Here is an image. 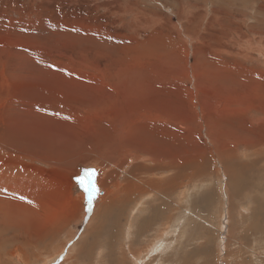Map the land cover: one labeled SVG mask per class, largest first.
Here are the masks:
<instances>
[{
    "label": "rangeland",
    "instance_id": "1",
    "mask_svg": "<svg viewBox=\"0 0 264 264\" xmlns=\"http://www.w3.org/2000/svg\"><path fill=\"white\" fill-rule=\"evenodd\" d=\"M58 262L264 264V0H0V264Z\"/></svg>",
    "mask_w": 264,
    "mask_h": 264
},
{
    "label": "snow or ice",
    "instance_id": "2",
    "mask_svg": "<svg viewBox=\"0 0 264 264\" xmlns=\"http://www.w3.org/2000/svg\"><path fill=\"white\" fill-rule=\"evenodd\" d=\"M85 175L89 177V184L85 185L83 179L78 180V183L80 185V187L83 190V193L86 197V201L87 204L89 206V210H91V206H92V202L94 200V198L97 195L98 192V188L96 187V184L94 182V178L97 175L96 171L94 169L92 170H86ZM20 199H24V197H20ZM29 203H31V201H28ZM63 259V257H61V260ZM59 264V262H58Z\"/></svg>",
    "mask_w": 264,
    "mask_h": 264
},
{
    "label": "bare ground",
    "instance_id": "3",
    "mask_svg": "<svg viewBox=\"0 0 264 264\" xmlns=\"http://www.w3.org/2000/svg\"><path fill=\"white\" fill-rule=\"evenodd\" d=\"M148 185L153 187V186H155V185H156V183L149 182V183H148ZM140 209H141V208H140ZM174 231H175V230H174Z\"/></svg>",
    "mask_w": 264,
    "mask_h": 264
},
{
    "label": "crops",
    "instance_id": "4",
    "mask_svg": "<svg viewBox=\"0 0 264 264\" xmlns=\"http://www.w3.org/2000/svg\"><path fill=\"white\" fill-rule=\"evenodd\" d=\"M236 228V227H235ZM232 232H236V231H234V230H229L228 229V234H231ZM233 237H236V236H233ZM242 236H240V238H241Z\"/></svg>",
    "mask_w": 264,
    "mask_h": 264
}]
</instances>
